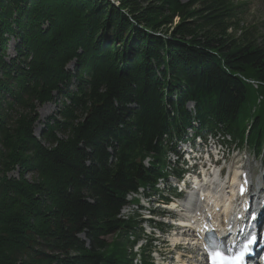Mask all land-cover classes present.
I'll list each match as a JSON object with an SVG mask.
<instances>
[{"label": "trees", "instance_id": "trees-1", "mask_svg": "<svg viewBox=\"0 0 264 264\" xmlns=\"http://www.w3.org/2000/svg\"><path fill=\"white\" fill-rule=\"evenodd\" d=\"M241 6L0 0V264H133L142 233L121 211L164 175L190 101L201 128L262 149L264 37L239 29Z\"/></svg>", "mask_w": 264, "mask_h": 264}, {"label": "rangeland", "instance_id": "rangeland-1", "mask_svg": "<svg viewBox=\"0 0 264 264\" xmlns=\"http://www.w3.org/2000/svg\"><path fill=\"white\" fill-rule=\"evenodd\" d=\"M235 2L242 5L240 10H239V20H238L240 22V28L239 29H243V30L244 29H250L251 31H253L255 33L256 38L264 37V0H235ZM12 41L13 40H10V42L8 43V51H7L11 55V57L14 56L13 51H15L13 47L11 48V45L14 46ZM261 97L262 96H260V98ZM59 108H60V106L55 102L47 103V104L41 106L39 108V122L36 126V129L39 125L43 124L42 122L46 121V119L48 117L57 116V112H58ZM42 116H44V117H42ZM35 134H36V130H35ZM38 135L40 136V133ZM184 148H185V146H179L178 150H182ZM235 158H237V159L241 158L243 163H249L251 161L252 162L251 173H253L255 176L259 174L260 169L262 172H264V156H262V155L257 158V157H255V155L252 151L244 150L243 152H241L239 154L237 152V155L235 156ZM170 178L172 180L170 182V184H175L176 183L175 177L171 176ZM147 192L152 193V191H148V190H147ZM147 192H144L142 190L140 192V194H138L136 197L138 199H140V197L142 196L141 193H147ZM140 201H142V199ZM144 204H146V203H144ZM140 206H141L140 202H136V201H135V203L131 202V206H130L131 214L137 215L138 214L137 209H139ZM150 206H151V208L156 209L155 206H152V205H150ZM125 213H127V211H125ZM135 219H136V223L138 224V225H136L138 227V230L141 231L140 227H142V229H144L143 227L145 224H141L140 216L137 215ZM115 237L116 236H113L110 239H115ZM130 238L133 240L134 235H130ZM165 239H166V237H165ZM145 243H146V245H148V243L152 244V248H148V249L150 250V253H151V256L153 258L154 263L158 264L159 263V257L154 252L155 250L153 249V247H157V249H158V244H157V246H155V244L152 243L150 241V239H148L147 237H144V244ZM171 243H172V241L170 240L167 243H164V244L160 243L159 244V249H161V252H162L161 258H162V260H164L165 264H179V260H178L177 255L181 254V253L184 254V253H186V251L184 248H181L180 250L172 252L173 246ZM133 250L135 252H137L138 249L134 246ZM137 259H138V263H139V260H140L139 257H137ZM195 263H196V259H195Z\"/></svg>", "mask_w": 264, "mask_h": 264}, {"label": "bare ground", "instance_id": "bare-ground-1", "mask_svg": "<svg viewBox=\"0 0 264 264\" xmlns=\"http://www.w3.org/2000/svg\"><path fill=\"white\" fill-rule=\"evenodd\" d=\"M12 47L14 48L13 45H11V48ZM42 128H43V124L37 127L36 129L37 135L41 133ZM239 168L240 167L234 170V176L232 177L231 186L236 185L237 174L239 173ZM195 187L198 190L197 193H196V190L191 189L187 192V195L183 200L176 201L174 202V204L171 205V208H176L177 206H180V211L182 212L180 215L184 217L183 221L181 222L189 226H194V225H197L201 221L205 222L206 219L211 217L212 219L210 221L211 223L210 227H211V226L217 225L218 220L219 221L222 220V218H219L218 216V215H221L222 212L225 213L223 220H226L228 218L231 208L233 207V203H229V200H232L233 196L229 193V191L226 193L223 190V184L219 181V177L217 176L212 181L211 184H208L207 182H204L202 180H197ZM263 193H264V189H263ZM263 197H264V194L262 195L261 198ZM184 234L188 236L192 235L190 233V229L182 230L181 234H178L174 239H172L173 251L180 250L182 247H184L187 253H196L198 243L193 244V246L190 245L191 242H186V241H184L181 246L174 244V243L180 242L181 236ZM189 256H190L189 258H191V255ZM181 257H183V255L179 254L178 258L180 259Z\"/></svg>", "mask_w": 264, "mask_h": 264}, {"label": "snow or ice", "instance_id": "snow-or-ice-1", "mask_svg": "<svg viewBox=\"0 0 264 264\" xmlns=\"http://www.w3.org/2000/svg\"><path fill=\"white\" fill-rule=\"evenodd\" d=\"M243 192V188L241 189ZM255 243V237L249 241V245ZM251 249L249 246H245V249L239 254L238 257L235 258H228L223 256L221 253L214 251L212 255L213 264H244L243 257L244 255L249 252Z\"/></svg>", "mask_w": 264, "mask_h": 264}, {"label": "water", "instance_id": "water-1", "mask_svg": "<svg viewBox=\"0 0 264 264\" xmlns=\"http://www.w3.org/2000/svg\"><path fill=\"white\" fill-rule=\"evenodd\" d=\"M14 56H15V52H14ZM14 56H13V57H14ZM11 58H12V57H11ZM74 66H75V63L72 64V66L70 67V69H72ZM42 132H43V129H42L40 135L42 134ZM36 136L38 137L39 135L36 134Z\"/></svg>", "mask_w": 264, "mask_h": 264}]
</instances>
